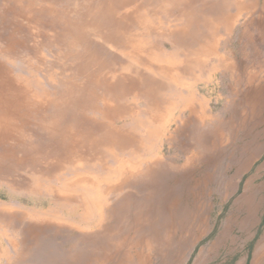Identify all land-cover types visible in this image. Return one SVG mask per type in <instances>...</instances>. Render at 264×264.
Here are the masks:
<instances>
[{
	"label": "rangeland",
	"instance_id": "obj_1",
	"mask_svg": "<svg viewBox=\"0 0 264 264\" xmlns=\"http://www.w3.org/2000/svg\"><path fill=\"white\" fill-rule=\"evenodd\" d=\"M121 1L0 0V81L17 85H0V106L27 110L31 128L7 140L50 155L20 153L16 169L0 157V264H264V0L219 28L217 0H133L105 18ZM202 51L194 73L158 83L159 65ZM49 114L75 153L62 131L45 138Z\"/></svg>",
	"mask_w": 264,
	"mask_h": 264
},
{
	"label": "bare ground",
	"instance_id": "obj_2",
	"mask_svg": "<svg viewBox=\"0 0 264 264\" xmlns=\"http://www.w3.org/2000/svg\"><path fill=\"white\" fill-rule=\"evenodd\" d=\"M49 1V0H48ZM133 0H123L119 3H116V4H111L109 7H106L105 9V12L108 16H106L105 18H109V19H113V16L112 15H116L121 8H123L125 5L131 3ZM161 1H167L168 4H169V7L170 8H177L178 9V6L177 4H179L181 2V0H161ZM184 2H188V0H183ZM193 1V0H192ZM196 1V0H195ZM200 1V0H199ZM254 1L255 0H217L215 4H213L209 9L208 11H210L211 13H214V12H218L215 13L216 15V21L214 23H218V28L219 26H226L227 25V21L229 22V20L231 19V13H232V9H236L238 11H242V10H245V9H248V8H252V6H254ZM45 2V1H44ZM59 2V1H58ZM149 2V1H148ZM154 2V1H152ZM57 3V2H56ZM151 3V2H150ZM156 3V2H155ZM59 4V3H57ZM63 4V3H61ZM158 4V3H157ZM193 4V3H192ZM6 5V4H5ZM196 5V4H195ZM199 5V4H198ZM201 5V4H200ZM3 6V5H2ZM1 6V8H2ZM9 7V5H7ZM63 7V6H62ZM219 8V9H218ZM3 9V8H2ZM1 9V10H2ZM37 9V8H36ZM66 9V8H64ZM82 10V9H81ZM85 10V9H84ZM176 10V9H175ZM199 10V8H198ZM5 11H6V8H5ZM16 11V10H15ZM177 11V10H176ZM65 12V11H64ZM86 12V11H85ZM194 12V11H193ZM192 12V13H193ZM198 12V11H197ZM199 13V12H198ZM204 13H207V11H204ZM84 14V13H83ZM172 14V13H171ZM1 15V14H0ZM20 15V14H19ZM18 15V16H19ZM32 15V14H31ZM65 15V14H64ZM170 15V14H169ZM201 15V14H200ZM214 15V14H213ZM8 16V15H7ZM14 16V15H12ZM29 16V15H28ZM173 16V15H172ZM195 16V15H194ZM69 17V16H68ZM202 17V16H201ZM200 17V18H201ZM5 18V17H4ZM10 19V17H9ZM29 19V18H28ZM202 19V18H201ZM27 20V19H26ZM108 20V19H107ZM2 21V20H1ZM12 21V20H11ZM96 21H100V19H97ZM15 23V22H14ZM41 23V22H39ZM118 25L120 26L122 24V22L120 20L117 21ZM194 23H195V20H194ZM1 24V23H0ZM12 24V23H11ZM35 24V23H34ZM6 25V24H5ZM17 25V24H16ZM97 25V23H96ZM215 24H213L214 26ZM23 26V25H22ZM211 26V24H210ZM228 26V25H227ZM200 27V26H199ZM24 28V26H23ZM34 28V27H33ZM196 28V27H195ZM194 28V29H195ZM1 29V28H0ZM4 29V28H3ZM26 29V28H25ZM42 29V28H41ZM193 29V30H194ZM197 30V29H196ZM195 31V30H194ZM205 31V30H204ZM21 32V31H20ZM201 32V31H200ZM3 33V32H2ZM10 33V32H9ZM195 33V32H194ZM54 34V33H53ZM193 34V33H192ZM8 35V34H7ZM17 35V34H16ZM204 35V34H202ZM11 37V35H10ZM88 37V36H87ZM133 37V36H132ZM21 38V37H20ZM135 38V37H134ZM186 38V37H185ZM192 38V37H191ZM190 38V39H191ZM14 39V38H13ZM17 39V38H16ZM173 39V38H172ZM187 39V38H186ZM189 39V40H190ZM9 40V39H8ZM12 40V39H11ZM22 40V39H21ZM184 40V39H183ZM196 40V39H195ZM193 40V41H195ZM13 41H16V40H13ZM13 41L9 42V43H12ZM26 41V40H25ZM187 41V40H186ZM192 41V42H193ZM213 41V40H212ZM27 42V41H26ZM82 42V41H81ZM7 43V44H9ZM56 43V42H55ZM158 43H160L158 41ZM181 43V42H179ZM190 43V42H188ZM191 44V43H190ZM195 44V43H194ZM189 45V44H188ZM187 45V46H188ZM200 45V44H199ZM21 46V45H20ZM28 46V45H27ZM45 46V45H44ZM161 46V45H160ZM163 46V45H162ZM190 46H194V45H190ZM28 48V47H27ZM111 48V47H110ZM164 48V46H163ZM187 48V47H186ZM87 49V48H86ZM176 49V48H175ZM192 50V49H191ZM6 51L8 52H13L14 49H13V46H9ZM32 51V50H31ZM20 52V51H19ZM23 52V51H22ZM41 53V52H40ZM120 53V52H119ZM140 53V52H139ZM25 54V53H24ZM156 54V53H155ZM154 54V55H155ZM18 55V54H17ZM28 55V54H26ZM33 55V54H31ZM154 57V56H153ZM23 58V56H22ZM25 58V57H24ZM30 59V58H29ZM19 60V59H18ZM24 59H22L21 61H23ZM28 61V60H27ZM38 61V59H37ZM120 61V60H119ZM154 61V60H153ZM152 61V62H153ZM42 62V61H41ZM113 62V61H112ZM28 63V62H27ZM43 63V62H42ZM81 63V62H80ZM114 63V62H113ZM25 64V63H24ZM122 64V63H121ZM32 65V64H31ZM51 65V64H50ZM115 65V63H114ZM116 66V65H115ZM186 66V65H185ZM41 67V66H40ZM54 67V66H53ZM81 67V66H80ZM85 67V66H84ZM171 67L172 66H161V71L162 72H165L166 75H169V72L171 71ZM83 68V67H81ZM112 68V67H111ZM114 68V67H113ZM124 68V67H123ZM62 69V68H61ZM67 69V68H66ZM119 69V68H118ZM147 69V68H146ZM78 70V69H77ZM61 71V70H60ZM65 71V70H64ZM117 71V70H116ZM134 71V70H133ZM153 71V70H152ZM5 72V71H4ZM9 72V71H8ZM147 72V71H146ZM162 72L160 74H162ZM116 73V72H115ZM134 73V72H133ZM10 74V73H9ZM61 74V73H60ZM145 74V73H144ZM147 74V73H146ZM115 75V74H114ZM149 75V74H148ZM3 76V72L2 74L0 75V77ZM99 76V75H98ZM97 76V77H98ZM121 76V75H120ZM125 76V75H124ZM126 77V76H125ZM131 77V75H130ZM106 78V77H105ZM111 78V77H110ZM113 78V77H112ZM128 78V76H127ZM93 79V78H92ZM129 79V78H128ZM135 79V78H134ZM133 79V81H134ZM145 80V79H144ZM146 80H147V77H146ZM149 80V79H148ZM91 81V80H90ZM108 81V80H107ZM110 81V80H109ZM127 81V80H126ZM131 81V80H130ZM136 81V80H135ZM93 82V81H92ZM125 83V82H123ZM136 83V82H135ZM144 83V81H143ZM19 84V83H18ZM128 86H130L131 84L130 83H126ZM139 84V83H138ZM0 85L2 87H7V86H17L16 83H15V80L12 78L11 75H5L4 78L2 79V81H0ZM20 85V84H19ZM98 85V84H97ZM133 85V84H132ZM145 85V84H144ZM21 86V85H20ZM22 86H25L27 88H24L25 90H21V92H25V94L30 91V94H27L23 97L25 98H30V96H34L35 98H39L40 95L39 94H36L35 92H33L32 90H30L28 88L27 85L25 84H22ZM21 86V87H22ZM110 86V85H109ZM137 86V85H136ZM19 87V86H18ZM107 89L108 88V85L105 86ZM145 87V86H144ZM143 87V89H144ZM149 88V87H148ZM152 88V87H151ZM3 89V88H2ZM88 89V88H87ZM118 89V88H117ZM128 88H126L127 90ZM131 89V88H130ZM6 90V89H5ZM4 90V91H5ZM112 90V89H111ZM120 90V89H119ZM110 91V89H109ZM122 92V90H120ZM151 91V90H150ZM107 93V90L104 91ZM127 92V91H126ZM1 93V92H0ZM93 93V92H92ZM109 93V92H108ZM111 93V92H110ZM96 94V93H95ZM121 94V93H120ZM108 95V94H107ZM119 95V94H118ZM124 95V94H123ZM92 96V95H91ZM106 96V95H105ZM129 96V94H128ZM100 97V96H99ZM119 97V96H118ZM121 97H123L121 95ZM117 98V97H116ZM124 98V97H123ZM20 100V99H19ZM18 100V101H19ZM33 100V99H32ZM104 100V99H103ZM102 100V101H103ZM134 100H136L134 98ZM41 101V100H40ZM108 102V101H107ZM124 102V101H123ZM46 104V103H45ZM104 104V103H103ZM111 104V103H110ZM114 104V103H113ZM6 105L8 106V102L7 100H5V104L2 103V105L0 106V157L1 158H4L5 161L8 160V163L11 165V167L13 169H16L15 167H22L24 165H26L25 161L22 160V158H18L20 156V153L24 154L27 158V163H28V159L29 158H32L34 160H37V163L36 165H41V164H44L46 163L47 159L49 158V151L48 150H44L42 152H39V153H35L36 151V146L33 145V143H31L32 145H26V141L24 139H20L18 141H16L15 143H12V142H8L7 140V137L9 136L8 134V129L9 128H16V127H19V126H22V124L24 126H27L25 129H24V132H27V130L31 129L30 126H29V119L27 118V110H23L22 108H13V107H9L7 108ZM36 105V104H34ZM44 105V104H43ZM138 105V104H136ZM80 106V105H79ZM158 106V105H157ZM45 107V106H44ZM96 107V105H95ZM108 107V106H107ZM114 107V105H113ZM160 108V107H159ZM47 110V109H46ZM38 111V110H37ZM137 111V110H136ZM105 112V111H104ZM138 112V111H137ZM108 114V113H107ZM122 114V112H121ZM74 115V114H73ZM74 116H72L73 118ZM108 117V115H107ZM44 118V124H43V131L44 134H45V138H51L53 139V137L59 133V130H60V138H61V141L63 143V148L64 150H68L69 153H75L76 152V145H77V142L76 140L74 139V134H73V131L72 129L70 128V126H67V125H62L60 124V122L57 121V118H55L54 116H52V114H49L47 116H43ZM90 119V118H89ZM107 119V118H106ZM20 122V124L18 125V122ZM18 125V126H17ZM110 125V124H109ZM111 126V125H110ZM102 127V126H101ZM100 127V129H101ZM120 127V126H119ZM113 129L112 131H109L108 133H111V134H114L113 133ZM102 136V139L105 138V133L101 134ZM107 136V135H106ZM82 140V139H81ZM98 154H100L98 152ZM107 155V154H106ZM33 156V157H31ZM61 159V158H60ZM54 161V160H53ZM90 161V160H89ZM101 161V160H100ZM55 163V162H54ZM57 165V164H56ZM118 165V164H117ZM44 166H50L49 164H44ZM46 170V169H45ZM69 171V170H68ZM84 179V178H83ZM86 180V179H85ZM126 181H128L126 179ZM124 183V182H123ZM72 184V183H71ZM121 185V184H120ZM84 186V185H83ZM115 186V185H114ZM116 188V187H115ZM114 188V189H115ZM59 195V194H58ZM66 196V195H65ZM120 198V197H119ZM124 199H126L124 197ZM109 209V208H108ZM111 210V209H110ZM112 211V210H111ZM131 213V212H130ZM111 214V213H110ZM108 220V219H107ZM109 229V228H108Z\"/></svg>",
	"mask_w": 264,
	"mask_h": 264
},
{
	"label": "crops",
	"instance_id": "obj_3",
	"mask_svg": "<svg viewBox=\"0 0 264 264\" xmlns=\"http://www.w3.org/2000/svg\"><path fill=\"white\" fill-rule=\"evenodd\" d=\"M254 6H256L255 5V3H254ZM254 6H252V8H254ZM176 36V35H175ZM135 37V36H134ZM134 37H133V40H134ZM159 37H161L160 35H159ZM171 37H172V35H171ZM139 39H140V41H142V38L141 37H139ZM172 42H173V45L176 47V45H175V41H174V39H172ZM177 42L179 43V40H177ZM178 47V46H177ZM163 49V48H162ZM211 51L213 52V51H215V49H214V47L212 46V49H211ZM202 54H204V51H202L200 54H198V53H196L195 52V55H194V57H196V59H195V63H192V64H188L189 62L187 61L186 63H185V65H186V67H182L181 69L180 68H178L177 70H175V68H176V66L177 65H182V63H179V64H177V65H173L172 66V68H171V71H175V72H178V75L180 76V77H182L184 74H190V73H194L195 72V69L197 68H199L200 66H201V64L202 63H200L201 62V58H200V55H202ZM189 65H191V69L189 68ZM194 65L196 66L195 68H194ZM161 66H163L164 67V65H159V69H158V74H156V80H158V83H160L161 82V80H162V76H164V75H166L165 74V72H162L161 71ZM166 67H167V65H165ZM162 72V74H160ZM172 78L174 79V80H176V81H178V78L176 77V75L174 76V75H172ZM159 80H160V82H159ZM249 80V79H248ZM252 84L253 83H251V86H252ZM177 85H179V83L177 84ZM160 86H163L162 84H160ZM258 88H264V83H261V84H258V85H256ZM177 94L179 95V97H180V100H182L183 102H186L185 103V107H187V108H190V112H191V114H194L195 112H198V109L197 108H194V106H193V101H194V96H192L191 94H189V93H187V94H184L183 95V93H182V91H178L177 92ZM259 103H261L259 100H257V104H259ZM174 109V105H169V106H165L164 107V110H162L163 111V113L162 114H160V115H158L159 116V119H160V122H159V127H161L162 125H163V122H166V120H167V115L172 111ZM195 114H198V116H199V112L198 113H195ZM157 116V117H158ZM151 142H153V143H155V141H153V140H151Z\"/></svg>",
	"mask_w": 264,
	"mask_h": 264
}]
</instances>
